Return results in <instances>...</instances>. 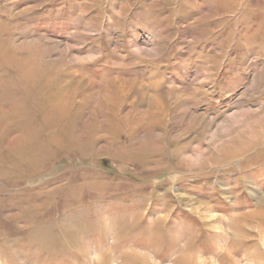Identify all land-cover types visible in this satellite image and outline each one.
Listing matches in <instances>:
<instances>
[{"label": "rangeland", "instance_id": "obj_1", "mask_svg": "<svg viewBox=\"0 0 264 264\" xmlns=\"http://www.w3.org/2000/svg\"><path fill=\"white\" fill-rule=\"evenodd\" d=\"M0 264H264V0H0Z\"/></svg>", "mask_w": 264, "mask_h": 264}]
</instances>
